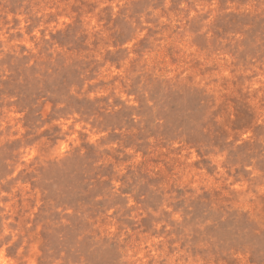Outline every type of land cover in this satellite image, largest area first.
Returning a JSON list of instances; mask_svg holds the SVG:
<instances>
[{
  "label": "rangeland",
  "instance_id": "374dc122",
  "mask_svg": "<svg viewBox=\"0 0 264 264\" xmlns=\"http://www.w3.org/2000/svg\"><path fill=\"white\" fill-rule=\"evenodd\" d=\"M0 264H264V0H0Z\"/></svg>",
  "mask_w": 264,
  "mask_h": 264
}]
</instances>
